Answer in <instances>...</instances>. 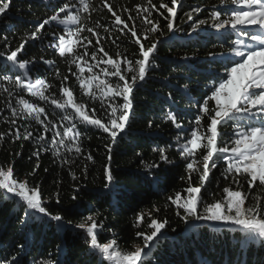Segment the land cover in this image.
<instances>
[{"label": "trees", "instance_id": "16d2710c", "mask_svg": "<svg viewBox=\"0 0 264 264\" xmlns=\"http://www.w3.org/2000/svg\"><path fill=\"white\" fill-rule=\"evenodd\" d=\"M74 3V0H10V8L0 14V52L6 56L27 41L18 53V62H28L26 69L10 62L5 67L6 60L0 57V134H3L0 168L6 171L11 167L14 179L26 182L29 188L39 187L44 206L52 215L62 216L64 225L58 228L56 221L36 213L28 224H22L25 206L18 198L8 194L6 198L0 190V264H101L102 256L90 248L86 232L77 227L90 224L87 219L90 216L98 225V242L115 240L121 251L144 247L143 237L136 234H150L148 224L152 219L167 221L159 238L150 242L142 255L143 264H264V244L259 239H249L238 226L223 222L215 226L213 221L194 218L185 221L181 218L184 210L169 199L178 192L187 197L185 190L189 184L200 186V172H192L189 180L180 145L186 142L196 117L201 115L199 104L214 90L213 84L221 77L226 78L225 66H231L220 58L231 55V42L237 37L215 29L211 19L214 11H220L222 17L226 15L225 9L230 5L221 4L220 0H180L174 31L169 32L165 19L168 13L160 4L171 7L172 0H151V4L148 0H88L89 10L83 11L80 22L98 33L100 44L96 43V37L94 50L101 46L113 59L126 57L134 64L142 58L136 38L141 39L145 48L156 42L157 49L150 57L144 81L134 88L130 119L116 142L102 130L76 121L81 132V153L63 152L57 157L51 149L44 150L51 143L52 131L43 133V126L34 120L13 116L12 107H17L16 101L23 96L46 109L45 124H67L61 119L64 112L15 85L17 76L32 82L44 79L50 85L45 94L59 98L63 77L67 76L63 83L73 91L76 101L105 120L107 103L84 95L72 81L65 57L51 47L61 27L52 22L37 32L38 26L59 7ZM105 3L121 16L128 28L113 23L114 17L104 7ZM137 6L149 8L151 14H138ZM189 14L192 20L187 18ZM145 17L157 23L159 31L148 32L150 25L145 23ZM198 20L206 23L193 32L192 25ZM129 28L137 30V37H132ZM32 33H37L35 39ZM131 75L126 73L129 81ZM210 107H214V102ZM170 113L176 115L180 129L167 119ZM208 123L207 117H203L202 126L206 128ZM233 129L232 122L218 126L224 143L234 138ZM25 130L32 132V138L16 139L15 134L18 132L22 137ZM41 133L46 137L44 142L37 140ZM161 149L168 162L161 161ZM204 154V150L197 154L201 171ZM89 155L92 160L87 159ZM105 166L113 176L109 189L104 186ZM225 167L224 161L219 160L217 167L210 170L200 193L201 213L205 205L223 199L225 187L247 194L246 206L254 205L257 199L264 201L258 181L251 188L243 178H238L239 184L234 183L231 175L225 178ZM141 213L144 219L138 223L137 215Z\"/></svg>", "mask_w": 264, "mask_h": 264}, {"label": "snow or ice", "instance_id": "6c2138e0", "mask_svg": "<svg viewBox=\"0 0 264 264\" xmlns=\"http://www.w3.org/2000/svg\"><path fill=\"white\" fill-rule=\"evenodd\" d=\"M148 2L151 4V0H148ZM220 2L224 5H230L225 9L226 15L222 17L220 11H214L211 19L215 29L225 30L226 35L237 37L231 42V55L220 58L222 61L226 59L231 66H225L226 78L221 77L218 83L213 84L214 90L211 91L210 95L204 97L203 103L199 104L201 115L196 117L195 127L185 137L186 142L180 145V156L187 162L186 169L190 174L189 180L192 172H200V186L194 187L189 184V187L185 190L188 194L187 197H183L178 192L175 194V198L169 197V199L177 208L184 210V215L181 218L185 221L194 218L195 220L235 225L242 229L249 239H259L264 244V201L257 199L254 205L246 206L247 194L225 187L222 200L205 205L203 213L198 208L201 190L209 178L210 170L217 167V161L219 160H223L226 164L224 168L226 179L231 175L233 182L237 184L240 183L238 178L246 179L250 188L258 181V186L264 191V0H220ZM179 3L180 0H172L171 7L164 3L160 4V8L166 9L168 13L165 19L167 20L169 32L174 31L173 21L177 16ZM79 4L80 8L76 12L68 10V4L59 7L55 14L45 19L38 26L37 32L52 22L64 25V34L59 35L57 42L53 43L51 47L56 49L61 57H65L66 54L70 56L68 62L75 64L78 70L73 75L79 82L84 95L91 99H100L102 103L107 101L106 122L104 119L97 117L95 110L90 113L85 104L76 101L73 91L63 83V81L68 80L67 76L63 77L59 89L61 94L59 98L45 94L50 85L44 79L28 82L17 76L15 81L16 87L21 91H27L32 97L48 102L55 109L65 113L61 119L67 121V124L57 125L51 122L45 124L48 119L46 109L24 99L23 96H20L16 101L17 107H12L13 116L21 115L34 120L36 124L43 126V133L49 130L52 131L51 143L44 150L51 149L53 155L57 157H60L63 152H75L77 155L81 153L79 143L81 132L77 130L76 121L102 130L107 133L113 143L116 142L118 135L124 132L128 125L133 109L132 94L134 88L138 82L144 81L151 62L150 57L157 49L156 42L145 48L144 44L141 43V39L136 38L135 43L139 45V55L142 58L137 59L134 64L126 57L113 59L107 52H104L102 47L97 51L104 52V56L108 58H98L97 51H93L91 57L95 63L89 64L86 59L88 55L87 47L92 41L86 36L82 37L81 34L87 31L92 36H96L97 44H100V38L93 28L79 24V12L88 11L90 7L88 0H79ZM104 7L114 17L113 23L116 26L124 25L125 28H128L125 21L111 6L105 3ZM9 8L10 0L8 2L0 0V14H5ZM71 8H76V5H71ZM137 8L138 14H151L150 9L147 7L137 6ZM61 13L66 14L61 18ZM187 18L192 20L190 14ZM129 19L134 18L129 17ZM144 19L145 23L150 25L147 29L148 32L159 31L157 23H153L147 17ZM205 23V20H198L192 25V31L195 32ZM229 29L231 32L228 31ZM249 29L252 30L249 31ZM128 30L131 32L132 37H137L135 28H129ZM36 36L37 33H32L33 39ZM243 38H246V40ZM144 39H147V35L144 36ZM26 43L27 41L22 42L16 50L11 51L6 56L5 53L0 52V57H4L6 60L5 67L8 66L7 62H10L12 65H17L19 69L27 68V61L18 62V53L24 49ZM78 47L85 49L83 55L76 54L75 50ZM45 63L51 62L45 61ZM101 64L105 65L104 68H101L103 78L100 74L93 72V68ZM122 65L126 67H122ZM85 66L89 73L86 78L83 75ZM126 73L132 74L130 81L126 78ZM109 77H117L118 81L123 83L118 82L114 85L109 82ZM5 91H8V89H5ZM9 95H11V92H9ZM117 97L122 98V104L114 102ZM211 102H214V107H210ZM9 106L11 107V105ZM203 117H207L209 121L206 128L202 126ZM167 119L177 129L181 128L175 114L170 113ZM228 122L234 124V138L224 143L222 134L218 131V126ZM43 133L37 137L39 142L46 140ZM32 135V132L28 130H25L22 137L18 132L15 134L18 140L21 138L29 140ZM0 139H3V134H0ZM201 150L205 151L202 156V171L200 168L201 161L197 159V154ZM109 151H111L110 147ZM87 159L92 160L93 158L89 155ZM108 159L110 160L111 157L109 156ZM160 159L168 162L163 149L160 150ZM151 167H159V165H151ZM104 174L107 181L104 186L109 189L113 176L108 166H105ZM0 190L5 191L6 198L7 194H12L13 198H18L25 206V216L21 221L22 224H28L34 219L33 213H36L41 217H48L50 220L56 221L58 228L64 226L62 223L63 217L52 215L44 206L39 187L29 188L26 182L14 179L11 167L6 171L0 168ZM177 214L179 215V213ZM87 219L91 221L90 224L82 223L77 227L86 232L90 248L102 256L101 264H104V261H107L108 264H138V261H140L143 264L141 259L143 249L141 247H136L134 251H121L115 240L104 244L99 243L96 232L98 225L91 216ZM143 219V213L137 215L138 223H142ZM166 223L167 221L161 222L152 219L148 224V228L151 229L150 234L137 232V236L143 237L145 248L150 247V242L159 238Z\"/></svg>", "mask_w": 264, "mask_h": 264}, {"label": "rangeland", "instance_id": "374dc122", "mask_svg": "<svg viewBox=\"0 0 264 264\" xmlns=\"http://www.w3.org/2000/svg\"><path fill=\"white\" fill-rule=\"evenodd\" d=\"M75 1V5H76V8H71V5H69V9L68 10H70V11H73V12H76V11H78L79 10V8H80V4H79V0H74ZM73 5V4H72ZM83 13V11H81V12H79V15H81ZM66 13H61L60 14V16H61V18L63 17V15H65ZM82 18H80V20H79V24L80 25H82ZM53 23H55V24H57V25H59L60 27H61V31H59V33H57L55 36H54V39L52 40V44L53 43H56L57 42V40H58V37H59V35H61V34H64V32H65V27H64V25H60V24H58L57 22H53ZM82 26H84V25H82ZM70 27H74V26H70ZM84 27H86V25L84 26ZM250 30H252V29H250ZM81 36L83 37V36H86V37H88L89 38V40H91L92 41V43L91 44H89L88 45V47H87V51H88V55H87V57H86V59H87V61H88V63L89 64H94L95 62L92 60V57H91V53L93 52V51H97V50H94V46H97L94 42H95V39H96V36H92V34L91 33H88L87 31H85V32H83L82 34H81ZM85 43H87L86 41H85ZM101 47V46H100ZM99 47V48H100ZM53 48V47H52ZM98 48V49H99ZM54 49V48H53ZM55 51L58 53V51L55 49ZM84 51H85V49L83 48V47H78L76 50H75V52H76V54L77 55H83V53H84ZM59 54V53H58ZM97 57L98 58H103V59H107L108 57L107 56H104V52H98L97 51ZM65 59H66V61H67V63H68V71L70 72V74H71V79H72V81L73 82H75L76 84H78V87H79V89L81 90V88H80V84H79V82L77 81V79H76V77L73 75V73H77L78 72V70H77V68H76V66H75V64H70L68 61H69V59H70V56L68 55V54H66V56H65ZM81 64H82V66H84L83 65V62H81ZM105 67V65H103V64H101V65H99L98 67H94L93 68V72H95V73H97V74H100L101 75V78H103L102 77V73H101V68H104ZM84 75V77L86 78L88 75H89V73H88V71H87V67L85 66V73L83 74ZM112 77H109L108 78V80H109V82L110 83H112V84H116V83H120V81H118V80H112L111 79ZM28 82H32V81H28ZM121 84V83H120ZM82 91V90H81ZM123 100H122V98H120V97H117V98H115V103H121ZM105 104L107 103V101H105L104 102ZM105 122H106V118H105ZM4 191V190H3ZM5 192V191H4ZM9 195V194H8ZM215 223V226H219V223H222V222H214ZM143 249V252H142V255L145 253V251L147 250V248H145V247H143L142 248Z\"/></svg>", "mask_w": 264, "mask_h": 264}, {"label": "built area", "instance_id": "2783aa9c", "mask_svg": "<svg viewBox=\"0 0 264 264\" xmlns=\"http://www.w3.org/2000/svg\"><path fill=\"white\" fill-rule=\"evenodd\" d=\"M9 196H11L12 197V194H9ZM13 198V197H12Z\"/></svg>", "mask_w": 264, "mask_h": 264}]
</instances>
